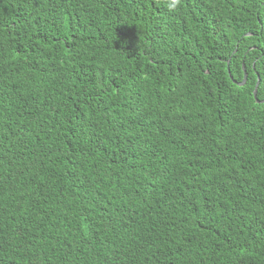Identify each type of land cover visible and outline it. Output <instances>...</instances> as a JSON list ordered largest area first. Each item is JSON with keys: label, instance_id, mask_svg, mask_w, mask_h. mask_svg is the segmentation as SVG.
Listing matches in <instances>:
<instances>
[{"label": "trees", "instance_id": "trees-1", "mask_svg": "<svg viewBox=\"0 0 264 264\" xmlns=\"http://www.w3.org/2000/svg\"><path fill=\"white\" fill-rule=\"evenodd\" d=\"M0 264H264V0H0Z\"/></svg>", "mask_w": 264, "mask_h": 264}, {"label": "clouds", "instance_id": "clouds-1", "mask_svg": "<svg viewBox=\"0 0 264 264\" xmlns=\"http://www.w3.org/2000/svg\"><path fill=\"white\" fill-rule=\"evenodd\" d=\"M160 2L164 3L167 6L168 12H176L181 6L182 0H160Z\"/></svg>", "mask_w": 264, "mask_h": 264}, {"label": "water", "instance_id": "water-1", "mask_svg": "<svg viewBox=\"0 0 264 264\" xmlns=\"http://www.w3.org/2000/svg\"><path fill=\"white\" fill-rule=\"evenodd\" d=\"M245 79H246V72H243V78H242V81L239 82V84H240V85L244 84ZM257 79H258V78H257ZM258 81H259V80L256 81L255 87H254V89H253V95H254V97H255V94H256V89H257Z\"/></svg>", "mask_w": 264, "mask_h": 264}]
</instances>
